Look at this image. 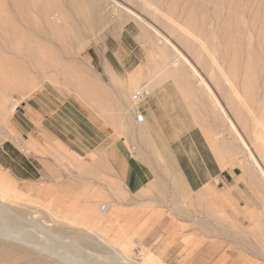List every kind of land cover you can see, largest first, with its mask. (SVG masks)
<instances>
[{
  "label": "rangeland",
  "instance_id": "374dc122",
  "mask_svg": "<svg viewBox=\"0 0 264 264\" xmlns=\"http://www.w3.org/2000/svg\"><path fill=\"white\" fill-rule=\"evenodd\" d=\"M64 2L57 0L45 17L29 7L25 11L29 18H25L15 7L16 0H0V20L4 21H0V145L5 140H21L16 115L39 87L48 82L62 85L71 74L80 72L84 55L107 49L126 50L130 46L123 42L128 39L124 35L141 34L150 35L155 44L172 50L177 64L189 65L203 83L213 84L216 95L210 92L229 108L238 134L234 133L243 142L240 131L247 136L250 146L246 142L248 149L243 146L249 157V152L257 153L264 167V127L259 124L264 119V0H96L95 6L86 4L89 18L85 23L75 19ZM90 9L98 20L93 15L90 18ZM48 23L57 25V30ZM80 27L82 33L77 31ZM85 28L87 33H83ZM28 46L36 51L33 59L26 54ZM22 149L28 156L40 158L36 169L29 173L20 167L22 156L12 161L0 151V172L14 184L2 191L3 203L22 215L46 219L50 228H63L68 235H76L77 231L87 234L92 229L112 242L116 251L126 250L136 264H143L148 252L156 255L151 264H264V224L263 228L247 224L242 234L233 226V233L225 234L223 207L208 200L212 192L198 198L179 195L175 202L136 200L128 207L115 201V196L122 194L117 184L112 180L109 185L101 184V168L96 164H81L79 158L54 143L34 147L28 144ZM92 195L96 201H91ZM102 204L109 205V209L101 211ZM157 222H161L162 233L148 245L144 236ZM235 238L263 247L232 249L228 242ZM101 251L105 258L88 257L87 261L118 264L111 249Z\"/></svg>",
  "mask_w": 264,
  "mask_h": 264
},
{
  "label": "crops",
  "instance_id": "0c3cea01",
  "mask_svg": "<svg viewBox=\"0 0 264 264\" xmlns=\"http://www.w3.org/2000/svg\"><path fill=\"white\" fill-rule=\"evenodd\" d=\"M150 37L127 33L122 40L130 48L88 53L80 72L62 85L39 87L16 115L21 140L3 141L2 155L12 161L22 156L20 167L29 173L40 158L22 148L54 143L81 164L100 167L101 184H117L122 194L115 201L128 207L136 200L175 202L179 195L198 198L208 191V200L223 207L225 234L233 226L241 234L247 224L263 228L264 177L234 133L229 108L224 104L223 113L211 94L216 95L213 84L175 63V53ZM140 88L148 94L134 103L131 96ZM13 186L0 172V190ZM161 233L157 222L143 241L154 243ZM228 243L232 249L263 247L236 238Z\"/></svg>",
  "mask_w": 264,
  "mask_h": 264
},
{
  "label": "bare ground",
  "instance_id": "6f19581e",
  "mask_svg": "<svg viewBox=\"0 0 264 264\" xmlns=\"http://www.w3.org/2000/svg\"><path fill=\"white\" fill-rule=\"evenodd\" d=\"M64 1L66 2V4L69 5V7L74 12L73 16L75 15V19L79 20L81 23H83L87 18H89L88 11L85 8L86 4L92 3L91 5L94 4L93 6H95L97 4V3H95L96 0H64ZM65 2H64V4H65ZM225 2L228 3L227 1H225ZM229 3L231 4V2H229ZM52 4L53 5L57 4V0H16V3L14 5L16 8L20 9L23 12L25 18H29V15L25 12L26 9L28 10L29 7H31V9H32V7H35L37 12L44 16L48 12V10H49L50 6H52ZM231 5H229V6H231ZM93 6H91V7H93ZM97 6H100V5H97ZM233 6L234 5H232L231 7H233ZM235 6H237V5L235 4ZM151 7H153V6H151ZM97 8H99V7H97ZM92 9H90L91 10L90 13H92L90 18L93 15V17H94L93 19H95V21H96L99 19V16H96V14L92 11ZM94 9H95V7H94ZM15 11L16 10L14 9L13 13H15ZM68 11H70V10H68ZM49 12H51V11H49ZM66 13H68V12H66ZM39 14H37V17H39L38 16ZM228 15H229V13H228ZM14 16H15V14H14ZM67 16H68V14H67ZM20 17L22 18L21 14H20ZM135 17L140 18L138 15H136ZM63 18H64V15L62 14L61 19H63ZM65 18L69 19L67 17H65ZM1 19H3L2 14H1ZM17 20H19V17ZM41 20H43V19L41 18ZM32 21H34V20H32ZM70 21H67V22H70ZM89 21H93V23H94V20L90 19ZM1 22H4V21H1ZM88 22H86V23L88 24ZM34 24H35V22H34ZM87 24L85 26H87ZM91 24H92V22H91ZM2 25H6V24L3 23ZM48 25L57 30V25L49 24V23H48ZM65 25H66V23H65ZM43 28H45V26ZM81 29H82L81 27H80V29H77L78 33L79 32L82 33ZM86 29L87 28H85V31H83V33H87ZM230 29H232V28H230ZM156 34L159 35L157 31H156ZM64 35H66V34H64ZM73 37H75L74 34H73ZM1 38H2V36H1ZM0 41H1V39H0ZM7 48L10 49L8 46H7ZM17 49L18 48L15 47V50H17ZM25 51H26L27 56L30 59L31 58L33 59L36 57V51H34V49L31 46L26 47ZM176 58L174 59V61H175V63H178V60ZM195 74L198 75L197 77H199V79H201V81L203 82V80H202L203 78L197 73V71L195 72ZM214 100H215L216 106L224 113L225 112L224 107L217 101L216 98ZM12 105H13V111H14L15 107L17 105V101H15ZM230 124H231L232 129L234 131H236V133H237L236 126H235L234 122H230ZM259 124L262 127H264V119H263V121H259ZM239 138H241V137H239ZM241 141L243 142V140H241ZM242 144H244V146L248 149L245 142H243ZM249 153H250L251 158L254 161V163L258 166L261 174L264 176L263 168L259 165V163L257 162L254 155L251 154V152H249ZM4 198H5L4 193H2V191H0V264H54V263H56V264H90L86 259L88 257L94 258V259H101V260H102V258L106 257V255H103L102 251H101V249H104V248L111 249L115 253L118 264H136L132 261V259H130L128 257V253H126V250L116 251L115 246H114V244H112V242L107 241L103 236L98 235L94 230L88 228L90 230L87 234L83 233L82 231H77V232L74 231V232H76V235H71L72 233L70 235H68V234H66V231L63 230V228L59 229V230H56L57 227H55V229L50 228L48 221H46L45 218H44L45 220L43 221V220H38V219L36 220L33 215H29V216L22 215V212L16 210L15 208L7 206V204L3 203ZM6 202H8V201H6ZM93 206H95V205H93ZM83 207H84L83 205H82V207L80 206L81 210ZM92 211L94 213V210H92ZM88 213L89 212H87L84 217H86V216L88 217ZM92 219H94V217H92ZM49 221H51V220H49ZM57 224L59 225L60 223H57ZM94 224H95V222H94ZM95 227L97 228L96 225H95ZM60 228H61V226H60ZM67 230H68V228H67ZM96 231H97V229H96ZM104 234H102V235H104ZM124 245H125L124 246V248H125L127 245L126 244H124ZM59 248L62 249V252L61 251L59 252L57 250ZM121 248H123V247H121ZM152 257L153 256H151L149 253L147 255H145V257L143 256V261H142L143 264H151L152 263V259H151Z\"/></svg>",
  "mask_w": 264,
  "mask_h": 264
},
{
  "label": "built area",
  "instance_id": "2783aa9c",
  "mask_svg": "<svg viewBox=\"0 0 264 264\" xmlns=\"http://www.w3.org/2000/svg\"><path fill=\"white\" fill-rule=\"evenodd\" d=\"M148 94V91L144 88H140L136 91H134V93L131 96V99L134 103H137L139 100H141L142 98H144L146 95ZM137 120H142V116L141 115H136ZM109 209V205H105L102 204L100 206V210L101 211H106Z\"/></svg>",
  "mask_w": 264,
  "mask_h": 264
}]
</instances>
